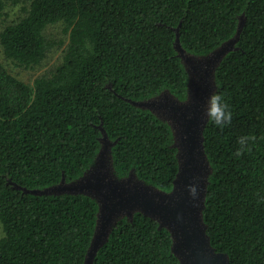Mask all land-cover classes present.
Masks as SVG:
<instances>
[{
  "label": "trees",
  "instance_id": "obj_1",
  "mask_svg": "<svg viewBox=\"0 0 264 264\" xmlns=\"http://www.w3.org/2000/svg\"><path fill=\"white\" fill-rule=\"evenodd\" d=\"M24 14L0 34L6 57L34 66L48 56L46 30L62 22L61 62L31 85L0 58V264H85L99 204L86 194L36 195L79 178L101 150L103 124L116 174L131 171L170 190L179 171L170 124L130 100L169 90L187 97L189 74L175 43L207 54L233 37L218 90L232 111L223 129L208 122L212 166L204 217L229 264H264V0H7ZM3 2L0 1V9ZM251 151L234 153L241 136ZM166 227L142 213L121 219L94 264H180Z\"/></svg>",
  "mask_w": 264,
  "mask_h": 264
},
{
  "label": "water",
  "instance_id": "obj_2",
  "mask_svg": "<svg viewBox=\"0 0 264 264\" xmlns=\"http://www.w3.org/2000/svg\"><path fill=\"white\" fill-rule=\"evenodd\" d=\"M244 26L243 15L233 37L207 54L196 55L182 45L179 25L175 47L189 74L187 97L180 99L166 90L148 99L130 100L168 122L173 129L179 171L170 190L147 183L133 171L119 177L112 154L116 141L109 138L103 124L100 125L103 132L101 150L79 178L67 181L64 176L60 182L44 188L30 189L14 184L25 193L86 194L96 199L99 204L97 224L85 264H94L117 223L123 218L133 221L136 213L156 219L161 227L170 230L172 250L180 264L230 263V256L212 244L204 217L212 172L204 131L209 122L206 115L208 98L218 90L217 69L224 58L238 48ZM190 184L198 185L196 200L189 194Z\"/></svg>",
  "mask_w": 264,
  "mask_h": 264
},
{
  "label": "rangeland",
  "instance_id": "obj_3",
  "mask_svg": "<svg viewBox=\"0 0 264 264\" xmlns=\"http://www.w3.org/2000/svg\"><path fill=\"white\" fill-rule=\"evenodd\" d=\"M3 2L0 9V34L4 28L11 22L23 16L24 10L22 4H12L7 0ZM46 35L50 40L51 48L45 60L34 66H24L17 64L14 60L5 56L0 42V58L8 69L20 79L29 84H33L37 77L52 71L62 60L65 49L69 41V33L66 26L62 23H55L48 27ZM3 234L0 223V236Z\"/></svg>",
  "mask_w": 264,
  "mask_h": 264
},
{
  "label": "clouds",
  "instance_id": "obj_4",
  "mask_svg": "<svg viewBox=\"0 0 264 264\" xmlns=\"http://www.w3.org/2000/svg\"><path fill=\"white\" fill-rule=\"evenodd\" d=\"M206 115L208 120L220 129L232 123V111L229 105L225 102L222 94L212 93L207 101ZM255 135L241 136L238 138L237 143L240 145L239 149L234 153L237 157L243 155L245 151H251L249 141L255 143ZM188 191L191 197L196 200L198 198V185L190 184Z\"/></svg>",
  "mask_w": 264,
  "mask_h": 264
}]
</instances>
